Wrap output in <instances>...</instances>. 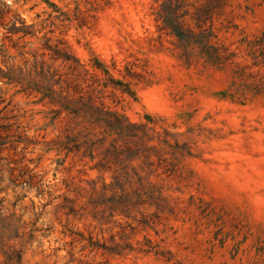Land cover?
Segmentation results:
<instances>
[{
  "label": "rangeland",
  "instance_id": "rangeland-1",
  "mask_svg": "<svg viewBox=\"0 0 264 264\" xmlns=\"http://www.w3.org/2000/svg\"><path fill=\"white\" fill-rule=\"evenodd\" d=\"M188 2L233 64L187 65L156 0H0V239L22 264H264V0ZM64 49L83 94L146 125L173 169L107 164L114 136L58 114Z\"/></svg>",
  "mask_w": 264,
  "mask_h": 264
},
{
  "label": "trees",
  "instance_id": "trees-1",
  "mask_svg": "<svg viewBox=\"0 0 264 264\" xmlns=\"http://www.w3.org/2000/svg\"><path fill=\"white\" fill-rule=\"evenodd\" d=\"M156 2L159 3L158 20L162 22V28L175 38V47L180 52L181 60L187 65L201 60L204 64L218 67L233 64L234 54L219 45L215 41L216 36L211 26H206L207 21L211 18L210 7L196 9L194 15L191 16L190 8L193 5L188 0H156ZM188 17H192L194 26L188 23ZM261 40L264 41V34ZM54 52L64 62L69 63L72 60L75 63L70 64L68 67L71 77L61 81L62 87L59 93L61 110L58 111V114L65 112L68 116L82 118L93 126L103 128L102 137L93 142L94 144L97 142L104 144L107 136H114L110 146L104 153L107 164L130 162L135 158L149 160L154 155L157 157L158 165L164 167L166 172L175 167L174 161L169 162L156 147L146 146L145 142L148 137L145 131L146 125L133 124L125 115L109 110L102 103L98 105L95 102L97 97H94V94H83L80 81L83 79L82 75L86 76L90 73L77 58L72 56L67 49L54 50ZM98 67L103 70L105 75H108L106 69L101 68V66ZM3 72L0 68V74ZM47 74L44 75L45 78H52L57 75L56 73L51 74L49 71H47ZM57 82L59 81L53 83L48 81L53 93H56L52 88ZM109 83L114 85L113 87H120L123 93H127L131 97L134 96L129 84L119 81H110ZM109 83H105L104 87H108ZM247 88L250 87L247 86ZM251 89L250 91H253L254 95L264 94V77L254 82ZM85 137H90V134H85ZM108 169H110V166H108ZM128 178L127 174L124 175L115 170L113 185L124 186L127 183L122 180ZM0 247V264H22V250L9 246L1 239Z\"/></svg>",
  "mask_w": 264,
  "mask_h": 264
}]
</instances>
